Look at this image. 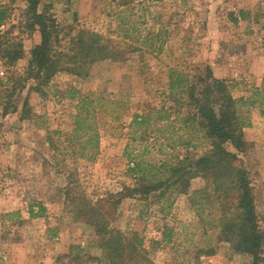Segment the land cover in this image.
<instances>
[{
	"label": "rangeland",
	"instance_id": "obj_1",
	"mask_svg": "<svg viewBox=\"0 0 264 264\" xmlns=\"http://www.w3.org/2000/svg\"><path fill=\"white\" fill-rule=\"evenodd\" d=\"M27 7V0H0L7 12L0 26V264H111L105 238L77 221L74 208L84 200L103 206L134 188L135 161L174 165L211 150L196 127L183 123L194 113L187 95L169 89L171 71L195 81L207 66L239 100L246 147L237 164L249 174L264 230V111L247 100L264 90V0H40L38 12L58 33L57 51L67 53L82 30L123 51L86 76L58 72L41 91L26 74L41 42ZM8 48L21 51L14 64L1 55ZM85 95L93 98L97 153L83 150L74 134ZM165 113L168 120L158 119ZM135 115L150 121L131 126ZM212 179H192L188 194L163 188L125 197L110 229L141 238L150 264H251L218 239ZM39 204L46 210L31 216L30 206L37 212Z\"/></svg>",
	"mask_w": 264,
	"mask_h": 264
},
{
	"label": "trees",
	"instance_id": "obj_2",
	"mask_svg": "<svg viewBox=\"0 0 264 264\" xmlns=\"http://www.w3.org/2000/svg\"><path fill=\"white\" fill-rule=\"evenodd\" d=\"M27 2V14L32 19L29 26L32 29L37 27L41 35V42L30 52L26 73L27 78L35 80L37 90L41 91L58 72L86 76L92 65L106 60L116 61L123 56V51L111 40L88 30H82L71 40L67 53L57 51L55 44L58 43V33L54 22L44 13L38 12L40 0ZM246 15L247 12L241 10L239 18L244 20ZM6 19V10L0 9V25ZM233 20L237 22L238 17ZM1 55L9 64H14L21 58V51L8 48ZM169 89L171 93L179 91L187 95L188 105L194 113L183 118V123L187 129L191 125L196 127L210 141L211 150L197 158L185 157L174 165L135 161L129 171L139 179L138 184L134 188H126L125 193H120L117 199L104 201L103 206L82 201L74 208L76 220L90 225L98 236L105 238L103 252L109 263L150 264L141 238L136 234L128 238L120 231L110 229L120 200L132 195H149L163 188H174L176 193L188 194L192 179L201 174H210L213 178L214 200L218 204V239L230 243L235 252L250 256L251 264H264V230L256 211L254 189L248 172L237 164L240 161L239 153L246 147L243 124L237 109L239 100L233 97L225 81L214 77L210 66L205 67L195 81H190L181 72L171 71ZM255 93V99L251 96L247 100L251 105L258 104L264 111V90L255 89ZM92 102L90 95L80 97V111L74 116V134L75 137L83 138L80 143L83 150L90 149L97 153L99 136L91 119ZM169 118L170 113L158 117L160 120ZM149 121L148 116L135 115L131 126L140 128ZM37 206V212L33 209L34 205L29 208L33 217L46 210L43 205ZM207 254L211 255L213 251Z\"/></svg>",
	"mask_w": 264,
	"mask_h": 264
},
{
	"label": "built area",
	"instance_id": "obj_3",
	"mask_svg": "<svg viewBox=\"0 0 264 264\" xmlns=\"http://www.w3.org/2000/svg\"><path fill=\"white\" fill-rule=\"evenodd\" d=\"M4 75H5V71L2 69L1 62H0V76H4Z\"/></svg>",
	"mask_w": 264,
	"mask_h": 264
}]
</instances>
